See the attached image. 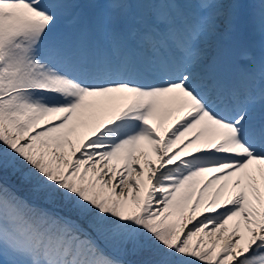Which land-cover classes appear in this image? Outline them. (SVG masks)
I'll return each instance as SVG.
<instances>
[{"label": "snow or ice", "instance_id": "snow-or-ice-1", "mask_svg": "<svg viewBox=\"0 0 264 264\" xmlns=\"http://www.w3.org/2000/svg\"><path fill=\"white\" fill-rule=\"evenodd\" d=\"M0 264H264V0H0Z\"/></svg>", "mask_w": 264, "mask_h": 264}, {"label": "rangeland", "instance_id": "rangeland-1", "mask_svg": "<svg viewBox=\"0 0 264 264\" xmlns=\"http://www.w3.org/2000/svg\"><path fill=\"white\" fill-rule=\"evenodd\" d=\"M69 17L68 18L66 17V18L61 20L59 27L62 31H70L71 30L72 25H71V21L69 20ZM65 20L66 21L68 20V22L65 23L64 22ZM249 32H250V30H249ZM251 37H252L253 42H255V45H257L258 49L260 50V37H259V35L258 34L257 35H251Z\"/></svg>", "mask_w": 264, "mask_h": 264}, {"label": "bare ground", "instance_id": "bare-ground-1", "mask_svg": "<svg viewBox=\"0 0 264 264\" xmlns=\"http://www.w3.org/2000/svg\"><path fill=\"white\" fill-rule=\"evenodd\" d=\"M200 48H201L202 55L204 57L208 56V54L211 53V51H209V49L211 47H209V45L207 43H203L202 42L201 45H200ZM203 69H205V67L203 65H201V68L200 69H195L196 74L197 75H200V71H202ZM165 126H167V125H165Z\"/></svg>", "mask_w": 264, "mask_h": 264}]
</instances>
